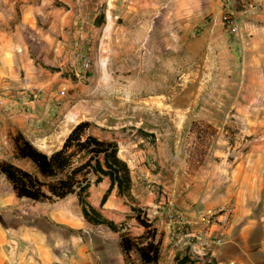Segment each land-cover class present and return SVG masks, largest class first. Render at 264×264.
I'll use <instances>...</instances> for the list:
<instances>
[{
	"label": "crops",
	"instance_id": "obj_1",
	"mask_svg": "<svg viewBox=\"0 0 264 264\" xmlns=\"http://www.w3.org/2000/svg\"><path fill=\"white\" fill-rule=\"evenodd\" d=\"M252 1L259 9L243 18L237 33L227 34L222 15L228 8H238L231 4L233 0H108L111 8L124 6L128 12L125 24L116 23L110 15L111 46L126 34L136 33L143 55L176 56L180 48L187 56H214L218 61L232 56L230 68L238 78L232 81L233 87L246 89L244 94L237 91L231 97L216 98L218 104H232V115L240 125L233 142L221 152L227 164L219 173L225 194L213 195L210 180H204L194 183L199 187L197 194L192 184L179 198L187 214L194 204L205 210L233 204L228 240L215 250L212 264H264V0ZM58 4V0H0V88L10 85L6 100L15 111L11 118L0 115V143L20 131L37 148L38 143L49 145L57 127L65 122L53 117L54 101L63 102L59 109L63 113L66 99L79 97L80 83L96 77L91 69L81 78L74 73L82 53L73 41L74 25L80 18L68 5ZM96 29L91 26L93 32ZM212 66L225 70L219 62ZM22 73L30 79L32 95L19 90ZM73 88L78 92H69ZM74 125L49 153L61 145ZM244 140L248 142L243 144ZM214 151H220L217 145ZM228 152L229 158L225 156ZM2 158L7 156L0 153ZM211 163L210 155L207 165ZM141 207L150 217V208ZM157 222L153 226L158 236V226L166 229L167 224L161 217ZM91 227L83 219L76 197L51 203L18 198L0 176V264H124L120 249L110 254L103 234L97 237L87 232ZM79 228L87 232L84 241L74 233Z\"/></svg>",
	"mask_w": 264,
	"mask_h": 264
},
{
	"label": "rangeland",
	"instance_id": "obj_2",
	"mask_svg": "<svg viewBox=\"0 0 264 264\" xmlns=\"http://www.w3.org/2000/svg\"><path fill=\"white\" fill-rule=\"evenodd\" d=\"M58 1V5H68L78 14L80 19L74 25L73 41H77L75 46L82 50L80 57L87 56L92 61L90 73L96 74V77L92 81L81 82L79 92L78 88L69 89V92L76 89L79 97L76 94L75 98L66 99L68 101L63 113L59 112L63 102L54 101L53 117L59 116L65 122L57 127L49 145L38 143V149L49 153L69 126L82 120L92 122L95 125L92 128L94 134L117 141L118 155L133 170V195L140 206L150 208L151 216L148 218L153 224L157 222L158 213L170 207L183 212L179 198L194 183L210 180L208 188L211 193L215 196L224 195V184L219 173L227 168V164L221 152L224 153L233 142L240 125L232 115L235 111L232 104L224 101L218 104L216 98L223 94L231 97L237 91L244 94L246 90L233 87L232 81L238 80L230 68L233 57L226 56L218 61V57L214 56H187L184 49L180 48L176 56L161 54L162 50H159L161 55H143L137 47L136 33L130 37L126 34L125 39L116 41L112 48L108 40L109 18L111 15L116 23L125 24L128 12L124 6L111 8L108 0ZM90 24L97 27L94 32ZM216 62L222 63L225 70L213 68L212 64ZM22 78L23 73L20 76ZM224 85L228 87H221ZM221 89L224 91L220 92ZM4 95L7 99V93ZM4 107H8L10 112L6 113ZM242 110L246 111L244 108ZM14 113V108L7 100L3 106L0 104V115L11 118ZM15 134L6 136L5 142L0 143V153L7 156L6 160L27 168L24 163L12 158L10 140ZM247 142L244 140L243 144ZM216 145L220 150L217 153L214 151ZM210 155L212 163L207 165ZM225 156L229 158L231 152ZM193 185V191L197 194L199 187ZM106 188L107 182L92 187L88 201L108 219L117 223L125 222V230L133 236L141 234L143 228L136 220L125 216L129 212L127 199L118 197L115 190L100 206ZM196 206L202 208L194 204L189 211ZM91 226L87 232L97 237L103 234V243L110 254H115L119 248L117 234L103 225ZM158 229L161 254L157 264H175V256H185L188 258L185 264H195V260L185 251L177 250L179 245L176 244V238L171 236L168 226L166 229L158 226ZM87 232L82 228L74 231L83 241ZM223 244L215 247L211 262L206 264L213 263L215 250ZM122 260L126 264L123 256Z\"/></svg>",
	"mask_w": 264,
	"mask_h": 264
},
{
	"label": "trees",
	"instance_id": "obj_3",
	"mask_svg": "<svg viewBox=\"0 0 264 264\" xmlns=\"http://www.w3.org/2000/svg\"><path fill=\"white\" fill-rule=\"evenodd\" d=\"M94 126L88 120L78 122L61 145L50 153L38 149L17 131L10 140L11 155L27 168L0 159V176L18 198L51 203L69 196L76 197L86 222L93 226L103 225L117 233L118 246L126 264H157L161 254L160 239L145 208L133 195L130 168L118 155L117 141L94 134ZM103 181L107 182V188L100 199V206L115 190L118 197L127 199L129 212L125 216L136 220L143 228L141 234L133 236L125 230V222L108 219L88 201L91 188ZM175 257V264L188 261L185 256Z\"/></svg>",
	"mask_w": 264,
	"mask_h": 264
},
{
	"label": "built area",
	"instance_id": "obj_4",
	"mask_svg": "<svg viewBox=\"0 0 264 264\" xmlns=\"http://www.w3.org/2000/svg\"><path fill=\"white\" fill-rule=\"evenodd\" d=\"M238 8H228L222 15L223 29L227 34L237 33L239 24L249 13L259 9L252 0H233L231 4ZM230 5V3H228ZM92 67V61L87 56L80 57V64L74 70L78 77H84ZM10 85L1 87L0 104L6 103L4 93L9 90ZM22 90L33 93L30 79L26 76L22 78ZM6 113L10 112L8 107H4ZM233 204L231 202L214 209L205 210L196 206L191 213L187 214L173 207L165 212H159L158 216L163 218L169 227L172 237L176 238L177 250L185 251L190 258L195 260V264H206L211 262V255L215 247L220 246L226 240L230 222L233 214Z\"/></svg>",
	"mask_w": 264,
	"mask_h": 264
}]
</instances>
